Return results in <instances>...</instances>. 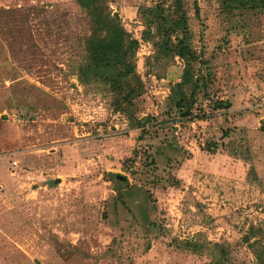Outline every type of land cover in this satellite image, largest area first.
Masks as SVG:
<instances>
[{
	"label": "rangeland",
	"instance_id": "rangeland-1",
	"mask_svg": "<svg viewBox=\"0 0 264 264\" xmlns=\"http://www.w3.org/2000/svg\"><path fill=\"white\" fill-rule=\"evenodd\" d=\"M196 2L212 97L231 105L203 121L166 116L183 63L149 70L150 44L136 54L143 95L113 111L107 89L81 86L60 50L38 41L53 69L17 61L0 38V264H255L256 248L264 264V14ZM37 5L77 19L72 0H0ZM152 5L110 9L140 40L138 10Z\"/></svg>",
	"mask_w": 264,
	"mask_h": 264
},
{
	"label": "trees",
	"instance_id": "trees-1",
	"mask_svg": "<svg viewBox=\"0 0 264 264\" xmlns=\"http://www.w3.org/2000/svg\"><path fill=\"white\" fill-rule=\"evenodd\" d=\"M72 1L78 14L74 21L67 11H56L54 15L38 5L1 8L0 38L12 57L20 62L29 60L31 64H49L55 69L44 58L38 41L45 46L51 45L54 52L61 51L65 57L63 61L69 63L68 72L81 86L88 83L103 85L111 95V109L117 111L143 95L144 82L137 70L136 54L141 42L147 43L152 46V54L145 59V67L149 70L151 63L156 67L168 66L176 58L183 63L181 80L171 88L166 105V116L172 119V123L203 121L218 111L230 109L227 100L212 97L215 77L209 62L203 60V51H197L195 45L196 35L191 21L192 18L200 20L196 0L192 4L186 0H152V6L140 7L137 13L143 27L140 40L125 29L118 15L112 13V0ZM218 2L230 18L247 11L264 14V0ZM205 103L211 108L210 112ZM151 119H142L140 126L145 127ZM227 136L225 131L223 137ZM222 146L215 143L207 150L214 154ZM154 162L151 160L150 165ZM152 182L156 183V180ZM256 235V229L252 227L242 242L252 246L251 239ZM256 250L255 264H261L262 254Z\"/></svg>",
	"mask_w": 264,
	"mask_h": 264
},
{
	"label": "water",
	"instance_id": "water-1",
	"mask_svg": "<svg viewBox=\"0 0 264 264\" xmlns=\"http://www.w3.org/2000/svg\"><path fill=\"white\" fill-rule=\"evenodd\" d=\"M117 178L120 179L122 182L126 181V178H124V177L117 176Z\"/></svg>",
	"mask_w": 264,
	"mask_h": 264
},
{
	"label": "built area",
	"instance_id": "built-area-1",
	"mask_svg": "<svg viewBox=\"0 0 264 264\" xmlns=\"http://www.w3.org/2000/svg\"><path fill=\"white\" fill-rule=\"evenodd\" d=\"M12 165H13V166H17V162H15V161L12 162Z\"/></svg>",
	"mask_w": 264,
	"mask_h": 264
}]
</instances>
